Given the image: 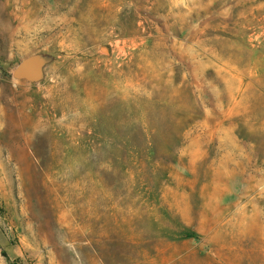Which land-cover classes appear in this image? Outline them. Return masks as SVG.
Returning <instances> with one entry per match:
<instances>
[{
  "label": "rangeland",
  "instance_id": "374dc122",
  "mask_svg": "<svg viewBox=\"0 0 264 264\" xmlns=\"http://www.w3.org/2000/svg\"><path fill=\"white\" fill-rule=\"evenodd\" d=\"M0 264H264V0H0Z\"/></svg>",
  "mask_w": 264,
  "mask_h": 264
},
{
  "label": "water",
  "instance_id": "95a60500",
  "mask_svg": "<svg viewBox=\"0 0 264 264\" xmlns=\"http://www.w3.org/2000/svg\"><path fill=\"white\" fill-rule=\"evenodd\" d=\"M45 58L40 54L23 57L13 68L12 74L18 79L36 81L42 77Z\"/></svg>",
  "mask_w": 264,
  "mask_h": 264
}]
</instances>
